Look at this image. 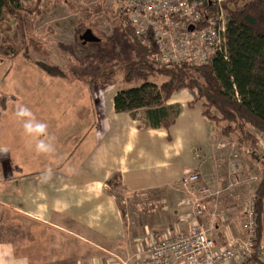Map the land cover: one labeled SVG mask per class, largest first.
Returning a JSON list of instances; mask_svg holds the SVG:
<instances>
[{
	"label": "rangeland",
	"instance_id": "rangeland-1",
	"mask_svg": "<svg viewBox=\"0 0 264 264\" xmlns=\"http://www.w3.org/2000/svg\"><path fill=\"white\" fill-rule=\"evenodd\" d=\"M23 2L29 8L20 13L23 21L20 22L16 16L5 14L0 29V147L8 149L7 152L0 153V167L8 170L7 173L0 170V204L7 202L10 205L20 201L16 195L20 196L22 192L23 199L30 198L31 178L33 179L36 173L41 174L49 168L52 172L63 171L68 168L69 163L70 169L88 165L82 159L88 160L97 145L105 142L110 134H104L102 137L94 129V122L99 123L98 110L102 108L103 101L106 104L117 92L135 86L132 83H124L120 71V66L122 68L124 63L130 61L132 55L131 45L119 29V0ZM226 14L224 13L225 17ZM88 30L99 39L98 42L84 43L81 40L80 36ZM111 64H115L114 83L102 86L100 74ZM161 81L160 77L149 78V82L156 85ZM181 91L190 94L191 101L187 105H194L190 108L191 112L187 113L190 119H187L186 114L180 117L177 123L183 127L182 133L190 141L188 161L184 164L181 162V166L191 169L195 167L193 145L203 142L206 144L211 135V127L201 120L200 110L204 109L199 102L193 103L195 94L185 89ZM177 96L179 95H176L175 99ZM17 105L28 107L37 120L47 124L48 134L55 137L53 153L35 152V141L24 134L22 121L15 116ZM193 124L198 125V128L190 136L185 127ZM213 125V142L219 146L221 155L224 156L223 163L228 166V169L225 168L222 172L225 174L226 170L228 175L226 174L224 182L220 185L226 188L230 182L233 183V186L217 199L219 217L213 222L214 229L218 232L220 227L227 223L238 222L241 226V236H244L245 211L250 207L264 166V137L259 131L249 127L254 139L238 144L234 139L221 134L220 129L214 123ZM119 126L122 125L113 126L112 130L118 129ZM144 129L140 128V134ZM17 145L18 151H22L30 161L29 164V161L25 160V168L23 167L21 172L20 163L14 162L13 150ZM201 149L200 156L204 154L205 157H210V144ZM21 158H25L23 154ZM7 159L11 163L4 162L8 161ZM230 162H238V172L235 174L237 182L230 174ZM15 163L19 169H14ZM40 163H43V166L39 167ZM245 165L251 166V172H244ZM116 179L113 181L118 184ZM176 186L180 198L177 205L184 203L186 198L191 199L189 194L183 192L179 182ZM114 192L122 209V219L127 213L130 216L140 212L138 217H142L147 208L143 209L142 203L157 206L158 201L161 202L159 195L148 192L132 196L124 193L120 187L114 189ZM231 194L238 196L236 203L229 201ZM233 207L236 209H232ZM182 211L180 215L184 213V217L190 207L182 206ZM239 212L242 213L241 216L237 215ZM162 220L154 224L159 230L164 227H160L164 223ZM142 222L138 220L135 229L129 231L131 238L135 236V239H142L138 242L139 252L151 242L152 235L149 230L142 229L139 225ZM179 222L182 223L178 224ZM204 223L207 224L208 220H204ZM169 226L172 229L173 226H179L177 230L185 231L187 222L184 219L177 221L175 218L173 225ZM166 230L167 228L163 232Z\"/></svg>",
	"mask_w": 264,
	"mask_h": 264
},
{
	"label": "crops",
	"instance_id": "crops-1",
	"mask_svg": "<svg viewBox=\"0 0 264 264\" xmlns=\"http://www.w3.org/2000/svg\"><path fill=\"white\" fill-rule=\"evenodd\" d=\"M186 93L174 94L166 102V105L178 108L174 124L167 130L153 128L149 113L144 109L116 113L114 96L106 104L103 101L98 110L99 123L94 122V129L102 137L110 134L105 142L97 145L88 160L82 159L88 165L70 169L69 163L66 170L52 172V178L46 183H42L41 174L36 173L31 178L29 199H23L22 192L20 196L16 195L20 201L13 205L0 204V264H119L139 252L138 242L142 239L131 238L129 234L135 224L138 225V220L143 221L139 225L149 230L151 240H154L160 238L166 228V232L172 229L169 225H173L175 218L177 221L183 219L184 213L180 215L182 206L177 205L180 198L176 185L184 174L196 172L205 183L218 176V185L222 184L228 175L226 170L225 174L222 172L228 166L223 163L219 146L213 142L214 125L203 116L202 109L201 120L211 127L210 138L206 144L193 145L195 167L181 166V162L188 161L190 141L177 123L194 106L187 105L191 100L190 94ZM176 95L179 96L175 99ZM187 116L190 119V115ZM115 125L122 126L112 130ZM140 128H145L142 134ZM185 128L192 136L198 125ZM209 144L210 157L200 156L201 147ZM18 150L17 145L13 150L14 162L20 163L21 172L25 168L23 163L29 160ZM22 154L25 158H21ZM4 162L11 163L10 160ZM16 163L14 169H19ZM41 166L43 163L39 164ZM250 168L245 165L244 172H251ZM2 171L7 173L8 170ZM116 174L120 180L116 179L118 187L124 193L132 196L146 192L157 194L161 202L158 201L157 206L142 203L143 209L147 207L142 217H138L140 212L130 216L127 213L122 219V209L114 194L118 187L112 180ZM237 199V195H229V201L236 203ZM161 219L164 223L160 227H164L159 230L154 224ZM261 224V243L264 244V199ZM178 227L173 226V229ZM212 236L222 247L227 241L243 235L236 222L227 223L218 232L215 229Z\"/></svg>",
	"mask_w": 264,
	"mask_h": 264
},
{
	"label": "trees",
	"instance_id": "trees-1",
	"mask_svg": "<svg viewBox=\"0 0 264 264\" xmlns=\"http://www.w3.org/2000/svg\"><path fill=\"white\" fill-rule=\"evenodd\" d=\"M197 1L207 5L205 0ZM219 4L227 13L225 54L219 52L211 64L205 66L185 62L159 64L154 42L149 39L142 43L134 29L126 24V15L118 6L119 29L127 37L132 55L122 68L119 65L120 71L123 82L135 86L114 95L116 113L144 109L149 113L153 128L167 130L174 124L178 108L168 106L166 102L185 89L195 94L193 103L201 104L203 116L224 136L238 144L252 140L254 137L249 129L252 127L264 137V0H224ZM28 9L23 0H0V29L5 14L16 16L22 22L20 13ZM114 65L100 74V85L114 83ZM153 76L162 78L159 85L149 82ZM115 178L120 181L117 174L112 180ZM118 185L119 182L115 186ZM263 199L264 166L252 197L257 244H261Z\"/></svg>",
	"mask_w": 264,
	"mask_h": 264
},
{
	"label": "built area",
	"instance_id": "built-area-1",
	"mask_svg": "<svg viewBox=\"0 0 264 264\" xmlns=\"http://www.w3.org/2000/svg\"><path fill=\"white\" fill-rule=\"evenodd\" d=\"M205 1L206 6L197 0H119L118 5L126 15V24L134 29L140 41L154 42L159 64L185 62L202 66L210 65L219 52L225 54L227 19L219 4L224 0ZM229 168L237 182L238 162H230ZM179 186L191 196L180 203L190 207L183 217L187 229L168 230L119 264H264V244L255 241L252 199L245 211L244 236L229 240L221 247L212 236L213 222L219 217L217 199L233 183L223 188L218 185L217 177L205 183L198 173L188 172L181 177Z\"/></svg>",
	"mask_w": 264,
	"mask_h": 264
},
{
	"label": "clouds",
	"instance_id": "clouds-1",
	"mask_svg": "<svg viewBox=\"0 0 264 264\" xmlns=\"http://www.w3.org/2000/svg\"><path fill=\"white\" fill-rule=\"evenodd\" d=\"M15 116L22 121V128L25 135L31 137L34 141V148L37 154H51L55 151V137L48 134V126L42 121L36 119L32 111L24 106L17 105ZM6 147H0V153L7 152ZM70 170V169H69ZM52 178V170L45 169L40 175L42 183L48 182Z\"/></svg>",
	"mask_w": 264,
	"mask_h": 264
},
{
	"label": "water",
	"instance_id": "water-1",
	"mask_svg": "<svg viewBox=\"0 0 264 264\" xmlns=\"http://www.w3.org/2000/svg\"><path fill=\"white\" fill-rule=\"evenodd\" d=\"M80 38H81V40L85 43V42H93V43H95V42H98L99 41V39L98 38H96V37H94L92 34H91V32L88 30V31H85L84 33H83V35L82 36H80Z\"/></svg>",
	"mask_w": 264,
	"mask_h": 264
}]
</instances>
